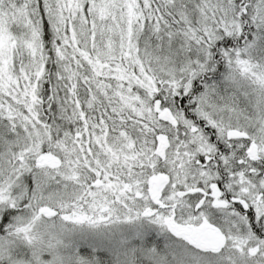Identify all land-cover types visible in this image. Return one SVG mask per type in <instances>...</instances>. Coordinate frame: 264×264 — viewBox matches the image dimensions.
<instances>
[{
    "label": "snow or ice",
    "instance_id": "1",
    "mask_svg": "<svg viewBox=\"0 0 264 264\" xmlns=\"http://www.w3.org/2000/svg\"><path fill=\"white\" fill-rule=\"evenodd\" d=\"M0 264H264V0H0Z\"/></svg>",
    "mask_w": 264,
    "mask_h": 264
}]
</instances>
